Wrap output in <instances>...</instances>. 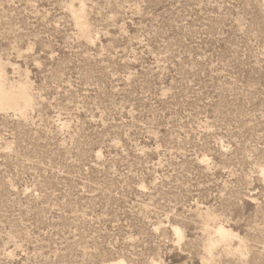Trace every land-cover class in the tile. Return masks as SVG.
<instances>
[{
  "label": "rangeland",
  "instance_id": "obj_1",
  "mask_svg": "<svg viewBox=\"0 0 264 264\" xmlns=\"http://www.w3.org/2000/svg\"><path fill=\"white\" fill-rule=\"evenodd\" d=\"M0 69V264H264V0H0Z\"/></svg>",
  "mask_w": 264,
  "mask_h": 264
},
{
  "label": "bare ground",
  "instance_id": "obj_2",
  "mask_svg": "<svg viewBox=\"0 0 264 264\" xmlns=\"http://www.w3.org/2000/svg\"><path fill=\"white\" fill-rule=\"evenodd\" d=\"M74 16L79 27H81V32L87 34L86 24L84 23V8L80 7L74 8ZM72 11V12H73ZM74 18V19H75ZM87 32V33H86ZM13 83V82H12ZM23 85V84H22ZM32 105V99L28 94L26 86H15V84H9L5 72L0 69V110H13L21 115H25ZM177 230V229H176ZM178 232V231H177ZM217 238L210 240L208 243V252L212 253L214 247L219 244H223L230 240L232 234L226 229L219 227L216 231ZM231 235V236H230ZM182 236V235H181ZM231 241V240H230ZM226 244V243H225ZM228 245V244H227ZM109 264H126L124 260L113 261ZM153 264H161L154 262Z\"/></svg>",
  "mask_w": 264,
  "mask_h": 264
}]
</instances>
